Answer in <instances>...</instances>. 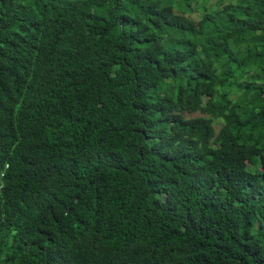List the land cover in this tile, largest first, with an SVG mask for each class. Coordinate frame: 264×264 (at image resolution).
<instances>
[{
    "label": "trees",
    "instance_id": "16d2710c",
    "mask_svg": "<svg viewBox=\"0 0 264 264\" xmlns=\"http://www.w3.org/2000/svg\"><path fill=\"white\" fill-rule=\"evenodd\" d=\"M0 185V264H264V0H0Z\"/></svg>",
    "mask_w": 264,
    "mask_h": 264
},
{
    "label": "rangeland",
    "instance_id": "374dc122",
    "mask_svg": "<svg viewBox=\"0 0 264 264\" xmlns=\"http://www.w3.org/2000/svg\"><path fill=\"white\" fill-rule=\"evenodd\" d=\"M226 2L228 1V0H225ZM224 1V2H225ZM210 2H211V6H220V5H222V3H224V2H222V0H210ZM191 18L193 19V20H195V21H197L198 19H199V14H198V12H195L192 16H191ZM219 125L217 124V123H214V128H215V130L217 131L218 129H219ZM236 198V196L232 193V192H229V200L230 201H233L234 199Z\"/></svg>",
    "mask_w": 264,
    "mask_h": 264
},
{
    "label": "clouds",
    "instance_id": "9594fccd",
    "mask_svg": "<svg viewBox=\"0 0 264 264\" xmlns=\"http://www.w3.org/2000/svg\"><path fill=\"white\" fill-rule=\"evenodd\" d=\"M1 188H2V186L0 185V191H1Z\"/></svg>",
    "mask_w": 264,
    "mask_h": 264
}]
</instances>
